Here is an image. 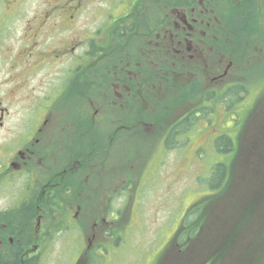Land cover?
I'll list each match as a JSON object with an SVG mask.
<instances>
[{"label": "flooded vegetation", "instance_id": "af4514ba", "mask_svg": "<svg viewBox=\"0 0 264 264\" xmlns=\"http://www.w3.org/2000/svg\"><path fill=\"white\" fill-rule=\"evenodd\" d=\"M41 5L35 16L20 18L0 81V264H85L111 232L100 202L123 189L107 191L91 169L122 136L154 132L153 121L169 115L157 109L172 106L186 125L189 116L215 110L220 88L232 90V107L235 89L243 98L251 60L254 69L264 62V0ZM7 18L2 30L15 19ZM250 23L263 29L253 47ZM58 246L75 256L50 254Z\"/></svg>", "mask_w": 264, "mask_h": 264}, {"label": "rangeland", "instance_id": "374dc122", "mask_svg": "<svg viewBox=\"0 0 264 264\" xmlns=\"http://www.w3.org/2000/svg\"><path fill=\"white\" fill-rule=\"evenodd\" d=\"M8 1L14 6V10H11L9 2L6 1L7 5L0 0V29L8 22L7 17L15 19L8 28L0 31V81L4 77L6 48L14 46L15 38L20 33V18L35 16L43 9L41 3L46 5L49 0ZM260 32L263 29L253 34ZM253 62L251 60L249 68L251 78L246 79L250 87L246 90L247 94L235 102L233 108L226 109V98L224 107L218 105L213 112L198 119L185 133L188 141L183 146L179 147L180 144L176 143L175 147L165 148L162 152L158 132L150 133L152 130L147 129L144 140L137 135L126 134L113 145L107 161L91 169V174L96 176L93 180L100 181L101 176L104 178L107 191H113L119 185H122L120 189L123 188L119 190L120 196L100 202L106 205V218L113 223L111 232L108 228V243L102 248L103 255H100V249L94 251V264H164L165 261L167 264H193V260H200L202 256L208 260L212 249V257L215 255L220 237H224L231 227L229 222L232 214H226L225 209L220 211L215 208L217 210L211 211L208 222L192 241L189 250L186 248L181 253L175 252L181 247L173 240L185 211L205 194L212 192L207 179L213 167L217 163L226 166L233 159L232 151H218L215 148L219 135L225 134L235 142L238 134L242 133L239 139L242 149L237 164L238 178L229 195L224 197L226 200L231 199L230 196L242 197L247 194L244 187L246 186V190L249 188L252 173L260 175L257 182L264 178V62L259 69L252 68ZM237 92V96L243 93L242 90ZM249 111H254V114L250 120L246 117L244 131L245 124L242 126L241 122ZM148 171L153 174L146 175ZM261 182L264 183L262 180ZM95 206H99L98 200L95 201ZM239 210L236 207L234 211L238 214ZM245 211L246 207L242 212ZM240 238L241 242L237 241L229 250L228 256H225L224 264H234L236 260H230L231 253L237 255L238 249L246 245V237ZM165 248L168 253L160 260ZM197 251H202L200 253L203 255H197ZM66 253L75 256V249L58 246L50 254L61 257ZM73 262L74 260H45L43 264ZM86 263L92 264L93 260Z\"/></svg>", "mask_w": 264, "mask_h": 264}, {"label": "trees", "instance_id": "16d2710c", "mask_svg": "<svg viewBox=\"0 0 264 264\" xmlns=\"http://www.w3.org/2000/svg\"><path fill=\"white\" fill-rule=\"evenodd\" d=\"M221 1L231 2L232 0ZM247 26L249 32L247 38H249L250 41L248 46L251 45V47H253L255 42H257L255 34L253 33L262 29V26L254 23H250ZM187 95L190 94L188 93ZM166 110L169 111V115H166L162 120L155 119L153 124L155 126H161L162 132L166 134L165 144L171 149L174 147L175 143H177V134L183 131L185 123L183 122L182 125L181 122H176L174 125L172 124L175 121L172 117L173 109L170 105H168L165 110L157 109L156 111H165L166 113ZM191 118L193 120V117ZM191 118L189 116L186 122L192 123L193 121H191ZM141 122L147 124L148 120ZM216 147L218 151H232L234 153L233 159H231L226 166L222 163H217L213 167L207 182L211 188L215 189V192L203 196V198L187 209L175 233L173 241L181 247V251H186V248L189 250L192 246V241L195 237H198L197 234H200L204 225L208 222L211 211L217 210L215 208H219L220 211L225 209L226 214H232V218L230 217L231 220L229 222L231 226L230 230L225 233L224 237H220L218 247L214 251L215 255L213 257V249L210 252L211 257H208V260L202 256L203 254L201 255L200 252L202 251H197V255H201L202 257L200 260H193V264H224V260H226L225 256H228L229 250L237 241L241 242V236L246 237V245H242L238 249L237 255L232 252L230 260H236L234 264H264V183L261 182V180L264 181V178H261L259 182H257L260 175L258 176V174L254 175L252 173L249 177V188L246 190V186L244 187L247 194L242 197L230 196L231 199L227 198L226 200L224 197L229 195L232 190V185L238 178L237 164L241 158V150L239 147H233L231 139L225 135L220 137L219 141L216 143ZM236 207L240 209L238 214L234 211ZM245 207L246 211L242 212ZM224 218L226 219V216H224ZM245 228L246 232H244ZM203 258L205 259L203 260Z\"/></svg>", "mask_w": 264, "mask_h": 264}]
</instances>
